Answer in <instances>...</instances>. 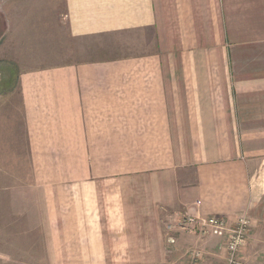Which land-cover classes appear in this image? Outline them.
Instances as JSON below:
<instances>
[{
  "label": "crops",
  "instance_id": "crops-1",
  "mask_svg": "<svg viewBox=\"0 0 264 264\" xmlns=\"http://www.w3.org/2000/svg\"><path fill=\"white\" fill-rule=\"evenodd\" d=\"M62 15L67 60L40 65L51 44L18 41L0 87V163L29 173L34 263L225 264L221 239L175 229L192 210L249 219L240 259L263 264L264 0H63Z\"/></svg>",
  "mask_w": 264,
  "mask_h": 264
},
{
  "label": "rangeland",
  "instance_id": "rangeland-1",
  "mask_svg": "<svg viewBox=\"0 0 264 264\" xmlns=\"http://www.w3.org/2000/svg\"><path fill=\"white\" fill-rule=\"evenodd\" d=\"M62 11L63 0H0V87H3L7 82L15 81L14 71L18 69L13 61L7 59L11 56L7 51L14 52L18 41L29 40L34 46L41 40L51 44L49 55H52L53 58H46V62L40 65L59 66L64 60H67H62V50L60 49L61 37L62 34H65ZM41 18L45 24L42 29L43 34L38 27L42 24L39 22ZM104 46L114 56L124 52L122 51L124 48L120 49L115 44L103 45L102 43L101 47L104 48ZM77 47L76 42L69 38L67 50L69 61L71 55H76ZM82 47L85 51L82 48L81 55L91 58L95 46L91 48L92 46L86 43ZM0 93H2L1 90ZM15 102L16 100L12 103L8 102L9 106H6L5 109H12ZM17 122L16 125H18ZM16 158L17 161L9 162L10 165L0 163V200H2L0 202V264H35L34 262L44 253L43 236L35 224L34 213L29 211L28 206H25L17 196L26 190L23 184L27 182L29 173L23 169L19 157L16 156ZM13 183L17 184L12 185ZM2 184L9 185L1 186ZM18 184L20 185L17 186ZM11 195H16L18 198L16 203L8 201L7 197Z\"/></svg>",
  "mask_w": 264,
  "mask_h": 264
},
{
  "label": "built area",
  "instance_id": "built-area-1",
  "mask_svg": "<svg viewBox=\"0 0 264 264\" xmlns=\"http://www.w3.org/2000/svg\"><path fill=\"white\" fill-rule=\"evenodd\" d=\"M250 228L251 222L245 217L238 218L230 225L228 221L218 216L200 219L192 210L186 211L175 226L180 233H191L200 238L221 239L225 264H247L240 259V255L246 246ZM205 256L206 254L201 250L190 249L186 252V257L193 263L202 260Z\"/></svg>",
  "mask_w": 264,
  "mask_h": 264
}]
</instances>
